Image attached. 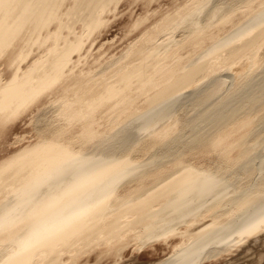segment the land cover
<instances>
[{
  "label": "bare ground",
  "instance_id": "6f19581e",
  "mask_svg": "<svg viewBox=\"0 0 264 264\" xmlns=\"http://www.w3.org/2000/svg\"><path fill=\"white\" fill-rule=\"evenodd\" d=\"M235 2L188 4L181 17L168 20L169 28H183V42L172 32L158 47H188L190 55L154 66L152 77L145 65L150 54L144 48L128 52L140 63L118 68L106 83L100 75L75 76L68 64L72 54L81 52L83 38L103 25L100 15L113 0H0V58L9 65L17 62L9 79L0 82V122L54 91L59 97L54 106L61 107L69 124L80 123L82 129L72 147L53 138L61 130L46 121L36 145L0 162V182L15 178L19 184L7 191L10 198L0 197V264H34L36 259L60 264L61 252L89 245L104 233L119 234L134 213L138 222L166 214L162 205L153 209L156 201L170 204L171 232L192 219L178 233L190 239L189 246L180 245L173 257L156 264H199L264 231V159L254 161L259 158L255 130L237 140L230 135L247 118L258 124L264 114L261 92H247L250 96L240 97L236 105L223 97L225 103L218 105L213 96L223 87L217 82L193 100L190 116L160 126L183 88L221 71L226 59L237 73L234 78L243 82L237 94L262 70L254 71L252 63L259 45L264 47V40L256 41L264 33V0ZM77 22L83 33L72 30ZM217 24H227L229 30L212 34L208 29ZM33 46L42 52L21 69ZM240 52L249 54L245 61L236 58ZM242 64L244 70L239 69ZM142 97L149 110L139 112L135 102ZM105 112L114 114L110 126L98 130V117ZM120 137L124 141L116 145ZM169 159L173 166H167ZM121 182L132 186L124 196L113 193Z\"/></svg>",
  "mask_w": 264,
  "mask_h": 264
},
{
  "label": "rangeland",
  "instance_id": "374dc122",
  "mask_svg": "<svg viewBox=\"0 0 264 264\" xmlns=\"http://www.w3.org/2000/svg\"><path fill=\"white\" fill-rule=\"evenodd\" d=\"M197 1L198 0H113L112 5L111 3L109 4L111 6L108 5L110 9H105L104 12L101 13L102 15H100L101 18L105 20L102 23L103 25H99V28H94V30L91 31L93 33L90 32L91 35L89 34V37L87 35L85 36L86 38H83L84 45L82 44L83 48L81 47V52L79 51L71 55V62L68 64V70H71V73L75 76L81 75L85 78L91 77V79H93L95 76L100 75L103 79H109V75L112 76V73L118 71V68H131L133 65H138L140 63V58L136 59V55L131 57L126 55L128 52L139 53L141 48H144V50L150 54L145 61V65L148 67V74L152 72L154 66H166V64L172 62L175 56L187 57L190 55V49L188 47H182L176 50V46H174L172 50H165L164 48L160 49L158 43H160L163 38L165 40V37L170 36V34L172 35V32H174L175 39L178 38L183 42L184 38L181 35L183 28H169L168 20L175 16L181 17V13H183V10L188 4L193 2L196 3ZM213 1L215 5L220 3L228 4L227 2H231L229 3L230 5L236 4L235 0L234 2L233 0ZM235 19L237 20L238 17ZM219 25L220 24L214 25L213 28L211 27L208 30L215 35H223L226 30H229V25ZM73 27L72 30H74L75 33L79 34L82 32L80 22H77V25H73ZM63 32L65 33V31ZM147 36L154 37L148 39ZM263 40L264 33H261L258 35L256 41H259L257 42L259 44ZM203 45H206V43H203ZM40 52H42V50H38L33 46L30 54L26 57L27 59L22 61L20 65L21 69H25V66ZM248 56V53L240 52L236 58L240 61H245ZM254 57L252 69L254 71L262 69L263 71L261 70L262 72L258 71L254 73L248 79L246 88L244 87L243 92L237 94L238 90L236 89L240 87V78H234L236 71L229 67V61L226 59V64L221 68V71L219 70L217 71L218 73L216 72L211 76L213 79L211 77L202 76L205 78L199 81L201 85H193V83H191L183 88L182 93L170 108V111L165 115L166 117L160 122V126L165 125L167 122L174 119V117L190 116L192 113L190 109L194 101L197 100L199 96L203 95L205 91L207 92L210 90V87H214L217 82L218 85H221V88H224L221 89L222 91L224 90L223 93L219 90L218 94L220 97L217 94V96H215L216 98L213 96V99H215L213 100L214 103L217 102L216 104L218 105L225 103L224 98H230L229 105H236L235 101L242 100L240 97H243L244 100L245 97L248 98L247 96L255 92H261V97L264 98V47L261 48V44L259 45L258 53ZM122 61H126L127 63L123 64ZM16 64L17 62L13 65H9L4 57L0 58L1 83L9 79ZM243 66V64L240 65L239 69L244 70L245 66ZM100 71L102 73H100ZM152 77H156L154 72H152ZM108 79H105L106 83L112 81V79ZM222 81L224 82L223 86L221 84ZM241 84H243V82ZM81 85H84V83ZM131 88L133 89L135 87L132 86ZM54 90H56V88ZM201 92L203 93L201 94ZM247 92L251 94L249 95ZM226 93H231V95H229L230 97L227 96ZM42 94L30 102L31 104L25 106L26 108L20 109V111L14 113L5 122H0V162L10 158L23 149L36 145L40 139L42 124L46 121L47 123L54 122V124L58 126L57 129L61 130V132H54L52 135L53 138L61 142L66 141V145L72 147L77 146L82 131V129L79 128L80 123L69 124L68 121L65 120L61 107H56L57 105L54 106L56 100L59 99L54 91L44 92ZM175 94H177V92ZM135 103L139 112L149 110V104L143 97L138 98ZM262 105L261 108L264 107V103H262ZM105 107L106 106L100 107V110L103 111ZM261 112L262 111L259 113ZM184 113L186 114L184 115ZM209 113L211 114L212 112ZM113 115L114 114H107L106 112L104 114L102 113L101 116L98 117V130L107 129L110 126L109 119H112ZM250 116L252 118L257 117L256 114H250ZM215 122H213V125H215ZM199 125L202 124L200 123ZM255 126L253 121L247 118L242 127L238 129L233 127L230 135L234 140H237L241 135H246L249 130L253 128V130H255L253 137L257 136L254 138L257 145V147L255 146L256 149H254V152H258L257 156L259 157L254 161H258L257 163L260 164V160L264 159V114L261 115V119H259L258 124H255ZM186 130L187 129L183 130L185 132L184 135L187 133ZM123 141L124 137H120L116 145H121ZM252 142H254V140ZM238 150L239 149L235 148L231 153L235 156ZM100 153L113 155L116 152ZM167 163V166H173L175 161L169 159ZM208 164H210V162ZM245 170L246 168L241 170L240 173L243 174ZM18 185L15 178L3 179V181L0 182V197L10 198V194L7 193V191L17 188ZM131 189L132 186H128L121 182L113 193L124 196ZM121 204H123L122 200H120V205ZM154 204V210H157L162 205V207H166L164 211L167 213L164 215L155 214L153 220H143L140 222H138V214L134 213L125 220V222H130L129 226L125 223L122 224V229L119 234L111 235L104 233L101 239H95L89 245H79L75 249L70 248L68 251L61 252L60 264H156L173 257L174 254L179 252L177 248L180 245L186 244L187 247L189 246L190 239L178 233L184 231L186 225L191 223L192 219L179 222L171 232L172 224L170 225V223L172 222V217L170 214V204H163L159 201H156ZM263 233L264 231L257 237L253 239L250 238L247 244L245 243L246 245L241 244L239 247H232L228 251L220 252L217 256L203 259L199 264H264ZM34 264L42 263L36 259Z\"/></svg>",
  "mask_w": 264,
  "mask_h": 264
}]
</instances>
